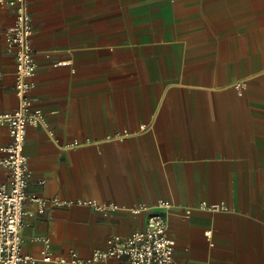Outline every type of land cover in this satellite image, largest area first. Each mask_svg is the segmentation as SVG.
<instances>
[{
	"label": "crops",
	"instance_id": "0c3cea01",
	"mask_svg": "<svg viewBox=\"0 0 264 264\" xmlns=\"http://www.w3.org/2000/svg\"><path fill=\"white\" fill-rule=\"evenodd\" d=\"M28 5L33 110L48 121L27 127L28 193L117 208L39 213L27 200L22 255L37 262L22 264H52L42 259L41 237L56 254L75 249L87 258L110 236L142 229L160 199L173 202L167 216L179 264H264V0ZM14 21V9L0 6L4 111L18 105L15 52L3 35ZM10 141L0 126V158ZM10 175L0 165V183ZM201 201L225 202L229 210H198ZM139 204L148 210L133 212Z\"/></svg>",
	"mask_w": 264,
	"mask_h": 264
},
{
	"label": "built area",
	"instance_id": "2783aa9c",
	"mask_svg": "<svg viewBox=\"0 0 264 264\" xmlns=\"http://www.w3.org/2000/svg\"><path fill=\"white\" fill-rule=\"evenodd\" d=\"M0 6L11 7L15 11L14 24L3 35L6 48L15 52V93L18 98V105L14 110L4 111L0 108V126L7 127L11 135L10 143L1 147L5 155L0 158V165L8 167L11 171L10 179L0 183V264L35 263V256L22 255V231L25 226L24 216L27 214V200L37 205L39 213H44L49 206L90 205L100 211L114 210L117 206L90 199L44 198L28 193L33 175L24 152L27 127H48L46 117L33 110L37 72L34 55V16L29 9L28 0H0ZM67 63L68 61H64L58 64ZM236 87L240 91L242 84L238 83ZM74 144L78 146L79 141L75 140ZM41 183H44V180ZM172 206L173 202L170 200H158L157 210L149 214L142 229L128 236H110L104 248L95 249L87 258H82L75 249L56 254L52 250L49 237L38 238L44 243L42 259L52 264H94L106 262L111 258L121 260V264H179L174 258L175 241L169 234L167 211ZM148 207L147 204H139L134 206L132 211L140 213L148 210ZM196 208L211 213L229 210L225 202L201 201ZM191 213L192 208H187V216ZM210 237L211 232H208V238Z\"/></svg>",
	"mask_w": 264,
	"mask_h": 264
}]
</instances>
